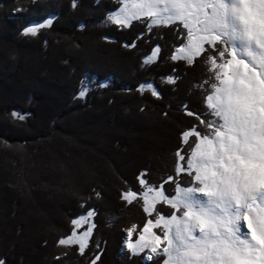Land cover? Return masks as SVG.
Masks as SVG:
<instances>
[{
  "label": "trees",
  "instance_id": "1",
  "mask_svg": "<svg viewBox=\"0 0 264 264\" xmlns=\"http://www.w3.org/2000/svg\"><path fill=\"white\" fill-rule=\"evenodd\" d=\"M121 0H0V261L4 264H161L124 247L125 229L148 219L144 172L158 186L176 174L181 134L203 128L206 57H171L186 41L182 24L121 28L108 21ZM52 20L36 36L25 27ZM135 42L134 47H129ZM159 48L150 62L146 58ZM171 76L175 83H168ZM82 82H87L84 97ZM152 84L159 92L141 85ZM16 112L24 119L13 117ZM193 112L199 115H189ZM194 139V137H190ZM165 188L174 194L171 182ZM100 193L99 196L96 193ZM167 194V193H166ZM156 207L164 215L173 209ZM89 210L95 227L84 254L60 245L72 219ZM83 226V225H82ZM81 226V227H82ZM78 228V229H81ZM157 234L159 229L154 228ZM139 233L133 234V239ZM166 242H162V246ZM99 257V259H97Z\"/></svg>",
  "mask_w": 264,
  "mask_h": 264
},
{
  "label": "snow or ice",
  "instance_id": "2",
  "mask_svg": "<svg viewBox=\"0 0 264 264\" xmlns=\"http://www.w3.org/2000/svg\"><path fill=\"white\" fill-rule=\"evenodd\" d=\"M78 2L72 0V6ZM121 2L122 7L110 13L108 21L121 28L140 20L149 28L182 24L188 43L177 48L171 58L193 64L196 57H206L212 74L201 85L207 115L200 119L198 114L188 113L197 115L203 128L193 126L184 131L182 141L190 151L176 153V174L191 176L190 186H183L172 175L164 184L154 186L146 173H140L137 179L144 190L129 188L121 198L129 204L143 198L144 212L156 215L142 228L134 223L125 229L126 246L134 255L148 249L149 260L163 256L162 264H264V0ZM51 24L48 19L25 27L23 34L36 36ZM127 46L134 47L135 42ZM158 53L159 48H154L145 63ZM167 82L175 80L169 76ZM82 86L80 97L88 90L87 82ZM145 87L159 95L150 83L138 90ZM12 115L24 119L16 112ZM169 182L175 185L174 194L165 188ZM157 203H165L173 211L166 216ZM94 214L89 210L73 219L72 235L58 244L78 243L84 254L95 227L89 224ZM81 224L89 226L77 234ZM154 228H162V234ZM137 232L138 238L133 239ZM77 235L83 239H74ZM162 242L166 244L162 246Z\"/></svg>",
  "mask_w": 264,
  "mask_h": 264
},
{
  "label": "rangeland",
  "instance_id": "3",
  "mask_svg": "<svg viewBox=\"0 0 264 264\" xmlns=\"http://www.w3.org/2000/svg\"><path fill=\"white\" fill-rule=\"evenodd\" d=\"M120 7H122V2L119 4V6L118 7H116V9L114 10H111V11H109V14L110 13H112V12H114V11H117ZM109 14H108V16H109ZM45 20H43V21H40V22H38L37 24H40V23H43ZM37 24H35V25H37ZM186 37H187V34H186ZM188 43V41H187V39H186V41H185V43L184 44H187ZM150 56H152V54L151 55H149L148 57H150ZM144 190V189H143ZM142 190V191H143ZM141 191V192H142ZM152 193H150L149 194V197H148V200H149V205H151V203H152ZM158 199V198H157ZM88 213V212H87ZM87 213H84V214H82V215H87ZM81 215V216H82ZM80 216L78 215V216H76V217H74L73 219H78ZM73 219H72V221H73ZM92 223V221H91V219L89 220V224H91ZM89 224H81V229H78V228H80V227H78V228H76V232H77V234H79V233H81V232H83V231H85L87 228H88V226H89ZM162 224H163V222H162ZM75 227V226H74ZM160 231H161V234H162V228L161 229H159ZM153 231H154V229H153ZM155 232V231H154ZM72 233H73V230L71 231V233H70V235H72ZM70 235H67V236H70ZM125 238H124V240H123V246L124 247H127L126 246V244H125V241H126V239H127V233H125ZM74 239H77V240H81V239H83L82 237H80L79 235H77L76 237H74ZM77 245L79 246V244L77 243ZM146 251V253H145V257H147L148 255H150L151 253H150V251L148 250V249H146L145 250ZM163 261V260H162ZM161 264H162V262H161Z\"/></svg>",
  "mask_w": 264,
  "mask_h": 264
}]
</instances>
